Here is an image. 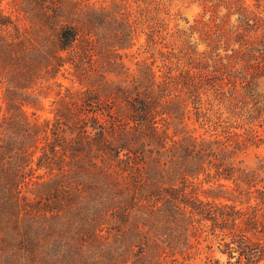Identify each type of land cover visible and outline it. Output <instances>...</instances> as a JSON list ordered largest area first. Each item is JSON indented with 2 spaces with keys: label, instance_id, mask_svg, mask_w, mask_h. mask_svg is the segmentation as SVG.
Instances as JSON below:
<instances>
[{
  "label": "trees",
  "instance_id": "obj_1",
  "mask_svg": "<svg viewBox=\"0 0 264 264\" xmlns=\"http://www.w3.org/2000/svg\"><path fill=\"white\" fill-rule=\"evenodd\" d=\"M91 1L0 0V264H264V0Z\"/></svg>",
  "mask_w": 264,
  "mask_h": 264
},
{
  "label": "rangeland",
  "instance_id": "obj_2",
  "mask_svg": "<svg viewBox=\"0 0 264 264\" xmlns=\"http://www.w3.org/2000/svg\"><path fill=\"white\" fill-rule=\"evenodd\" d=\"M112 0H92L91 2L95 4L96 6H106L108 5ZM169 3V2H168ZM247 3L251 4V1H247ZM1 8L4 10L5 13H10L12 11V8L8 6L6 3H3ZM170 14L172 15V19L168 21L167 30L163 33L166 34L168 32V35H173L174 37L167 36V38L163 41V44L157 45L154 49L155 56H157V50L162 49V51L170 50L171 48H174L175 53H178L180 50H183L185 47L183 45L184 40L187 39V35H190L189 28L192 25H195L198 20L206 21L208 16H202L204 13V4L200 0H170ZM184 33L185 35H181ZM178 35H181L178 38ZM188 41L193 45L198 43V34L194 33L191 37H188ZM190 44V45H191ZM143 45L142 47H140ZM145 36L143 34L140 35L139 41L137 45L128 52L129 55H132V57H128L124 59L125 64L130 67V69L135 68V63L137 61H141L143 59L149 58L150 53H144L145 51ZM170 48V49H169ZM197 50L199 52L204 50V45L198 44ZM183 54V53H181ZM150 61V59H149ZM60 81L64 85H69V82L67 80L61 79ZM56 88L53 87V89L49 92V97L43 99V109L37 112V115H40L42 118H50L51 114L49 113L50 109V102L51 99L54 97ZM259 93L263 97L264 101V78L260 80L259 82ZM31 110L27 109L28 114ZM225 117V115H224ZM190 129L195 128V135H205L206 137L209 136L210 133L205 134L204 129H201L198 127V125L192 126L191 123H189ZM258 133L263 136L262 129L258 128ZM264 158V145L260 146L259 148H250L247 151H245L242 154H239L237 156L238 161H242L244 165L252 167L255 165L257 159ZM206 254L202 252L200 255L195 256L190 261L186 262L185 264H202L205 260ZM214 258H219L222 262L225 261L224 257H220L217 253L213 254Z\"/></svg>",
  "mask_w": 264,
  "mask_h": 264
}]
</instances>
